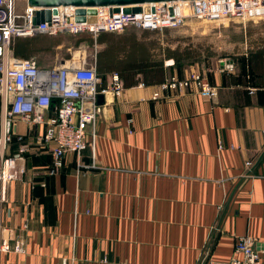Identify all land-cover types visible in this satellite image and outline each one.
<instances>
[{"label": "crops", "instance_id": "crops-1", "mask_svg": "<svg viewBox=\"0 0 264 264\" xmlns=\"http://www.w3.org/2000/svg\"><path fill=\"white\" fill-rule=\"evenodd\" d=\"M162 29L111 32L149 30L177 45ZM224 61L164 59L165 78L198 68L212 96L187 89L154 98L159 83L141 82L107 93L93 148L66 153L56 173L47 172L50 152L19 159L25 169L0 202V241L10 245L0 264H206L230 259L242 235L257 239L264 258V85L233 81L238 65Z\"/></svg>", "mask_w": 264, "mask_h": 264}, {"label": "built area", "instance_id": "built-area-1", "mask_svg": "<svg viewBox=\"0 0 264 264\" xmlns=\"http://www.w3.org/2000/svg\"><path fill=\"white\" fill-rule=\"evenodd\" d=\"M148 5L147 11L123 12L121 7L112 14L107 6L91 7L97 17L93 22L76 20L75 5H58L49 20L36 23L33 21L36 7L29 5L27 0L23 4L19 0H0V202L5 197V183L20 176L25 169L18 160L29 149L31 141H24L27 135H31L38 145H48L52 163L47 172L56 173L63 166L66 153L79 156L88 143L93 148L101 107L98 94L117 95L123 88L115 72L111 73L110 82L100 88L101 79L94 59L88 62L84 57H71L65 58L63 63L41 66L30 57L15 55L11 49L14 38L58 32H90L95 36L101 31H121L129 25L162 29L178 26L187 17L210 20L229 16L264 18V0H165ZM224 65L229 66L228 62ZM187 89L205 96L215 93V87L200 69L195 68L187 70L182 77L173 73L165 78L152 96H161V91L183 92ZM19 122L26 124L25 133L18 131ZM132 123L130 116L127 118L130 133L133 132ZM13 139L19 142L17 152L6 154L4 150ZM257 242L250 235L238 236L230 259H210L206 264H264L263 251L257 248ZM9 250L10 245L2 239L0 251ZM13 250L22 252L23 247L15 245Z\"/></svg>", "mask_w": 264, "mask_h": 264}, {"label": "trees", "instance_id": "trees-1", "mask_svg": "<svg viewBox=\"0 0 264 264\" xmlns=\"http://www.w3.org/2000/svg\"><path fill=\"white\" fill-rule=\"evenodd\" d=\"M154 31L144 30L142 34L135 31L111 32L101 31L87 39L89 44L99 47L94 54L96 72L101 81L99 87H105L106 74L117 73L122 86L128 87L138 83L157 84L164 77V59L174 58L175 64L183 65L195 61L201 52L198 48L186 44H162ZM256 43L246 53L236 57L237 74L232 77L235 82L264 85V43ZM33 37H16L11 49L15 55L30 57ZM235 60V59H234ZM16 139H13L15 141ZM12 141V142H13Z\"/></svg>", "mask_w": 264, "mask_h": 264}, {"label": "rangeland", "instance_id": "rangeland-1", "mask_svg": "<svg viewBox=\"0 0 264 264\" xmlns=\"http://www.w3.org/2000/svg\"><path fill=\"white\" fill-rule=\"evenodd\" d=\"M23 2L24 0H19L20 4ZM161 32L163 37L171 41V44L178 42L182 46L190 44L198 48L201 54L195 57V62H198L199 66L201 64L215 65L228 57L236 61L238 55L234 53L245 51L250 45L255 46L259 34H264V18L243 19L229 16L210 20L187 17L180 25L166 30L164 28ZM91 36L93 34L88 32L82 34L63 32L23 37L35 39V42L30 45L33 49L30 58L41 66H49L58 63L61 58L74 57L76 51L78 57H84L88 62L92 61L98 47L96 44L88 43L87 39ZM28 140L31 141H29L30 146L22 153V159L31 157L35 152L41 156L50 152L45 143L38 145L32 138H25L24 141Z\"/></svg>", "mask_w": 264, "mask_h": 264}, {"label": "water", "instance_id": "water-1", "mask_svg": "<svg viewBox=\"0 0 264 264\" xmlns=\"http://www.w3.org/2000/svg\"><path fill=\"white\" fill-rule=\"evenodd\" d=\"M155 1L165 0H27V3L36 7L33 11V21L38 23L44 20L50 19L51 12H55L56 6L72 4L76 8V20H87L89 22L96 21L97 17L94 14L95 6H107L109 13L119 11L122 7L123 12H136L143 9L149 10L148 3ZM65 61V58L60 60L61 63ZM104 94H98V102H104Z\"/></svg>", "mask_w": 264, "mask_h": 264}, {"label": "bare ground", "instance_id": "bare-ground-1", "mask_svg": "<svg viewBox=\"0 0 264 264\" xmlns=\"http://www.w3.org/2000/svg\"><path fill=\"white\" fill-rule=\"evenodd\" d=\"M78 52L76 51L75 52V56H74V58H77L78 57V54H77ZM112 94V93H111ZM101 104V103H100Z\"/></svg>", "mask_w": 264, "mask_h": 264}]
</instances>
